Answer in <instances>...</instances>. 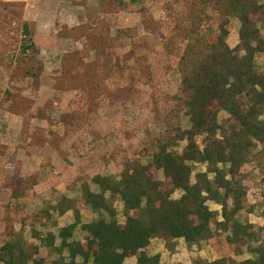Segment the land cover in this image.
<instances>
[{
	"label": "trees",
	"instance_id": "trees-1",
	"mask_svg": "<svg viewBox=\"0 0 264 264\" xmlns=\"http://www.w3.org/2000/svg\"><path fill=\"white\" fill-rule=\"evenodd\" d=\"M141 1L98 0L97 14L105 17L121 10H139ZM181 1L184 9L175 17L171 37L182 41L177 68L190 94L186 106L192 126L174 136L188 140L183 152L170 149L175 141L163 142L147 163L135 158L125 162L119 179L97 173L92 181L100 192H93L84 182L80 198L61 197L54 207L59 214L73 210L76 217L74 224L61 229L58 248L53 233L45 238L34 231L44 246L35 250L46 251L52 258L59 254V259L48 262L46 256L38 258L14 238L0 247V264H28L30 260L33 264H77V256L83 257V264H124L133 256L138 258L137 264H160L161 254L150 256L145 250L153 238H163L174 249L179 238L191 246L220 233L226 234L227 251L218 259L200 260L198 264H236L233 254H241L242 245L252 256L238 264H264V225L256 229L238 217L249 193L244 164L259 144L264 146V67L259 69L257 64L258 57L264 56V0ZM210 9L220 16L216 24ZM233 16L240 21L239 42L234 47L230 40ZM147 22L152 19L147 17ZM35 30V21H23L15 72L20 79L34 77L38 81L46 74L45 64L38 57ZM108 31V24L100 17L97 24L66 27L62 34L76 42L85 39L83 49L63 55L60 69L52 76L57 89L79 94L76 111L83 118L114 72L106 57H91V52L99 54L112 47ZM8 92L13 97L11 110L19 114L37 111L34 100ZM221 111L230 115L222 123L218 119ZM199 135L204 137L202 147L196 140ZM195 164L207 165V169L194 174ZM160 171L163 179L159 178ZM176 192L178 197H174ZM118 200L124 204L125 223L118 220ZM210 200L219 204L221 211L213 210ZM78 206L105 211L110 217L82 224L88 232L84 242L70 240L81 224ZM65 250L71 257L68 263L62 257Z\"/></svg>",
	"mask_w": 264,
	"mask_h": 264
},
{
	"label": "rangeland",
	"instance_id": "rangeland-1",
	"mask_svg": "<svg viewBox=\"0 0 264 264\" xmlns=\"http://www.w3.org/2000/svg\"><path fill=\"white\" fill-rule=\"evenodd\" d=\"M140 3L139 10H121L104 17L97 14L98 0H0V247L19 239L38 258L46 256L48 262L54 261L46 251L35 250L44 246L34 231H46L62 189L76 199L82 195L81 184L94 185L92 178L97 173L119 179L125 162L135 158L147 163L160 150V143L175 141L170 146L175 153H182L187 146V139L174 137L190 129L192 123L186 106L190 94L177 68L183 44L178 36L171 37L175 17L184 4L181 0ZM209 13L213 23H218V13L213 9ZM100 17L109 26L107 35L112 47L99 54L91 52V57H106L114 72L83 118L76 111L79 94L57 89L52 76L60 69L63 55L84 48L85 39L76 42L62 37L65 28L97 24ZM23 21L36 22L38 57L46 67L44 78L38 81L15 76ZM230 29L234 47L240 29L235 16L231 17ZM263 62L264 56L260 55L259 69H263ZM8 91L34 100L37 111L19 114L11 110L13 97ZM229 116L221 111L219 122ZM203 138L196 137L201 147ZM194 169V174L205 171L207 165L195 164ZM243 172L249 193L238 217L258 229L264 225L263 145L259 144L244 164ZM163 177L160 171L159 178ZM179 195L176 192L174 197ZM208 204L221 211L214 201ZM115 205L118 219L124 222L122 202L118 200ZM223 234L195 245L187 262L198 264L222 256V251H227ZM242 248L241 254H233L236 264L252 256L246 245ZM168 261L164 260L166 264Z\"/></svg>",
	"mask_w": 264,
	"mask_h": 264
},
{
	"label": "crops",
	"instance_id": "crops-1",
	"mask_svg": "<svg viewBox=\"0 0 264 264\" xmlns=\"http://www.w3.org/2000/svg\"><path fill=\"white\" fill-rule=\"evenodd\" d=\"M90 187H91V190L93 192H95V193L100 192V187L97 184L94 183V185H92L90 183ZM62 192L63 193H62L61 197H67L69 199H75V198H71L69 193L67 191L65 192V189H62ZM108 196H109V193H107V197ZM80 197L81 196H77L76 199H78ZM57 203H58V201H56L55 205H53V207H52L53 210H55L54 207L56 206ZM122 204H123V202H122ZM78 207L81 211V224H79L75 228L73 237L70 240L71 241L75 240V241L84 242L86 237L88 236V232L82 228V224L91 223L92 221L100 218L101 216H105L107 220H109L110 217H109L108 213L105 211H95L91 207H82V206H78ZM123 207H124V204H123ZM125 221L122 222L119 220L120 223H125ZM75 222H76V217L74 215L73 210H70V211L66 212L65 214H59L56 211L55 213H53V215L51 217V223L49 224L48 227H46V231L44 233H42V235H43V237L46 238V237H48V233H53L55 235V238H56L55 239V247L58 248L62 243V238L60 237L61 229L66 227V226H69L71 224H74ZM41 244H42V242H41ZM195 245H197V244L190 246L187 244V242L185 241L184 238H179L176 241L175 248L173 250H170L166 246V243L162 238L156 237V238L152 239L150 245L145 250L148 253V255H150V256L156 255V254H161L160 264H166L164 262V260H166L167 258L169 259L168 264H176L177 262L189 264L187 262V259H188L190 251L195 248ZM62 255H63L62 257H64V259H65V262L68 263L71 259L70 253L67 250H65ZM59 256H60L59 254L53 256V260L59 259ZM47 261H48V259H47ZM137 261H138V258L136 256L127 257L124 261V264H137ZM76 263L77 264H83L84 263L83 257L77 256ZM88 264H91V261Z\"/></svg>",
	"mask_w": 264,
	"mask_h": 264
}]
</instances>
